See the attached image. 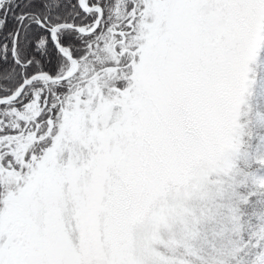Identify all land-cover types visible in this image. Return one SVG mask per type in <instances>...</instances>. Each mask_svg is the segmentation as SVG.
Returning a JSON list of instances; mask_svg holds the SVG:
<instances>
[{"label":"snow or ice","instance_id":"obj_1","mask_svg":"<svg viewBox=\"0 0 264 264\" xmlns=\"http://www.w3.org/2000/svg\"><path fill=\"white\" fill-rule=\"evenodd\" d=\"M0 264H264V0H0Z\"/></svg>","mask_w":264,"mask_h":264},{"label":"trees","instance_id":"obj_2","mask_svg":"<svg viewBox=\"0 0 264 264\" xmlns=\"http://www.w3.org/2000/svg\"><path fill=\"white\" fill-rule=\"evenodd\" d=\"M12 26V23H11V21H9V27H11Z\"/></svg>","mask_w":264,"mask_h":264}]
</instances>
